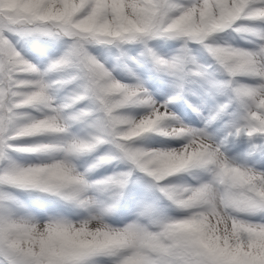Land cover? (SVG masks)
I'll list each match as a JSON object with an SVG mask.
<instances>
[{
  "label": "clouds",
  "instance_id": "9594fccd",
  "mask_svg": "<svg viewBox=\"0 0 264 264\" xmlns=\"http://www.w3.org/2000/svg\"><path fill=\"white\" fill-rule=\"evenodd\" d=\"M0 264H264V0H0Z\"/></svg>",
  "mask_w": 264,
  "mask_h": 264
},
{
  "label": "rangeland",
  "instance_id": "374dc122",
  "mask_svg": "<svg viewBox=\"0 0 264 264\" xmlns=\"http://www.w3.org/2000/svg\"><path fill=\"white\" fill-rule=\"evenodd\" d=\"M169 46H170V45H169ZM169 46H168V47H169ZM162 47H163V46H162ZM169 50H170V49H169ZM169 50H165V51H169ZM153 87H154V89L157 90V91H164V92L167 91L166 89H160L159 85H154ZM180 110L183 111L184 109L181 108ZM190 118H191V117H190ZM194 122H196V121H194ZM238 150H239V149H238ZM110 171H111V169H106V170H105V172H110ZM101 174H104V173H101ZM51 210H55V209H51ZM125 219H127V217H125ZM120 222H122V221H120V220L117 221V223H120Z\"/></svg>",
  "mask_w": 264,
  "mask_h": 264
}]
</instances>
